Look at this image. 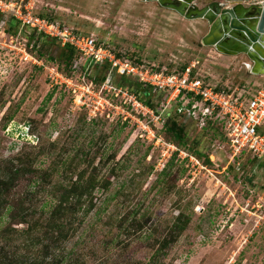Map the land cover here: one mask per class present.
Returning <instances> with one entry per match:
<instances>
[{"label":"rangeland","instance_id":"rangeland-1","mask_svg":"<svg viewBox=\"0 0 264 264\" xmlns=\"http://www.w3.org/2000/svg\"><path fill=\"white\" fill-rule=\"evenodd\" d=\"M33 12L93 34L113 53H126L166 73L195 64L217 88L253 92L264 86V75L250 73L248 60L227 59L202 45L204 21L188 20L149 2L35 0ZM8 19L0 27V158L33 152L36 166L46 169L61 153L76 159L79 154L82 169L88 156L95 157L100 176L111 181L107 191L96 190V206L67 242L68 251L86 264L147 263L159 247L150 244L167 236L184 211L191 214V222L164 250L166 264H264L261 160L250 152L232 159L218 147L217 129H201L183 118L201 157L180 150L160 176L178 148L166 137L164 124L153 120L132 93L114 87L116 71L105 83L90 87L95 67L82 56L72 77L60 69L57 76L55 63L26 54L38 59L30 30L16 36L4 33ZM64 79L72 83L66 86ZM80 97L83 103L78 105ZM164 104L157 98L156 110L174 116L177 103L166 111ZM260 131L264 133V125ZM7 220H0V228Z\"/></svg>","mask_w":264,"mask_h":264},{"label":"trees","instance_id":"trees-1","mask_svg":"<svg viewBox=\"0 0 264 264\" xmlns=\"http://www.w3.org/2000/svg\"><path fill=\"white\" fill-rule=\"evenodd\" d=\"M7 17L9 19L6 24L9 27L4 29L5 32L16 36L24 30H30L29 39L37 48V60L45 59L55 63L57 71L60 69L66 76L72 77L76 64L82 59L81 51L70 44L62 45L57 38L29 27H22L19 20L7 13L0 12V27ZM114 54L118 57L122 55ZM126 57L135 60L127 54ZM85 61L86 64H94L95 67L94 75L88 79L93 88L95 83H105L109 73L116 71L108 61L96 62L89 57H85ZM187 67L184 66L178 73H182ZM116 73L118 75L113 83L115 88L132 93L143 106L157 114L160 113L156 110L155 100L163 98L166 102V91H155L148 84L134 81L130 76L119 74L117 71ZM191 76L209 83L208 74L207 76L201 74L197 66L192 68ZM183 118L185 116L179 114L177 109L174 116L167 114L163 129L166 137L178 151L174 152L160 172V176L167 173L168 167L179 155L180 150L201 157L196 149L197 142L189 141L188 128ZM208 127L219 131L213 124ZM220 136L219 140L224 141L221 132ZM78 155V159L76 156L64 158V154L61 153L57 162L46 169L36 166V155L33 152L10 159L0 158V220L7 218L9 221L6 226L0 228V264H86L80 255L75 256L73 252L68 251L66 244L77 234L85 217L94 210L96 190L100 188L107 191L111 181L100 176L101 169L95 165V157L88 156L87 160H84L87 163L86 167L80 169L82 158ZM205 161L210 164V156H206ZM262 164L264 167V161ZM114 171L113 168L112 173ZM190 222L191 214L181 211L169 234L162 240L156 239L150 244L151 247L159 244V247L152 253L147 263L137 264H166L162 261V256L166 254L164 250L177 241ZM17 224L26 227L18 230L14 227Z\"/></svg>","mask_w":264,"mask_h":264},{"label":"built area","instance_id":"built-area-1","mask_svg":"<svg viewBox=\"0 0 264 264\" xmlns=\"http://www.w3.org/2000/svg\"><path fill=\"white\" fill-rule=\"evenodd\" d=\"M34 6L35 0H0V12L15 17L22 27L57 38L62 45L70 44L81 51L84 57L96 62L108 61L119 74L135 77L139 82L152 86L155 91H166L164 111L176 102L177 112L192 119L197 127L205 129L210 124L217 126L224 137L218 147L230 152L232 159L243 152H250L253 157L264 161V133L260 131L264 125V86L253 92L245 88L228 91L192 77L191 70L195 64L188 66L182 73H166L151 68L143 61L128 59L126 53L118 57L110 49L99 45L93 34L86 35L49 18L35 16ZM56 72L53 69V73L58 76ZM63 82L68 86L72 80L64 79ZM76 101L78 105L83 103L82 97ZM147 111L153 120L165 123L164 112L157 114L149 108Z\"/></svg>","mask_w":264,"mask_h":264},{"label":"water","instance_id":"water-1","mask_svg":"<svg viewBox=\"0 0 264 264\" xmlns=\"http://www.w3.org/2000/svg\"><path fill=\"white\" fill-rule=\"evenodd\" d=\"M157 2L188 20H205L201 43L230 56L245 55L250 73L264 75V0H141Z\"/></svg>","mask_w":264,"mask_h":264},{"label":"crops","instance_id":"crops-1","mask_svg":"<svg viewBox=\"0 0 264 264\" xmlns=\"http://www.w3.org/2000/svg\"><path fill=\"white\" fill-rule=\"evenodd\" d=\"M204 1H205V0H204ZM149 3H150V4H154V5H156V6H159V7H162V6H160L157 2H149ZM200 21H204V23H206L207 30H206L205 33H207L208 28H209V25H208L207 21H205V20H200ZM211 49L214 50V52H216L218 55H222V56L226 57L227 59L240 58V59H242L243 61L248 60L247 57H246L245 55H243V54H242V55H237V56H230V55H225V54L220 53V52H219L218 50H216L214 47H212Z\"/></svg>","mask_w":264,"mask_h":264}]
</instances>
